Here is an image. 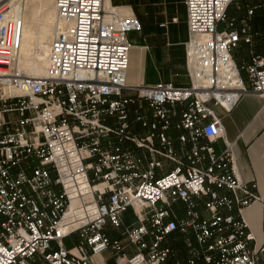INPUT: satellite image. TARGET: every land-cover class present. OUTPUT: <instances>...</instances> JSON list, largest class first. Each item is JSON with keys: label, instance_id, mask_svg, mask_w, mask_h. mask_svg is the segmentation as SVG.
<instances>
[{"label": "built area", "instance_id": "built-area-1", "mask_svg": "<svg viewBox=\"0 0 264 264\" xmlns=\"http://www.w3.org/2000/svg\"><path fill=\"white\" fill-rule=\"evenodd\" d=\"M12 1L0 0V264H97L107 251L116 264H165L175 233L188 264H264V242L242 217L264 195L238 178L231 145L218 154L199 143L223 137L215 107L229 113L247 93L264 97L255 7L237 19L228 11L238 0H183L190 85L134 86L136 16L105 0H54L59 29L35 78L17 66L25 23ZM241 43L250 55L239 65Z\"/></svg>", "mask_w": 264, "mask_h": 264}, {"label": "crops", "instance_id": "crops-1", "mask_svg": "<svg viewBox=\"0 0 264 264\" xmlns=\"http://www.w3.org/2000/svg\"><path fill=\"white\" fill-rule=\"evenodd\" d=\"M245 6L240 4L238 14L228 11L230 18L241 19L245 16L247 6L255 7L256 13L260 6L245 0ZM121 8L125 14L136 16L142 23V31H132L128 34L131 44L129 54V68L127 82L129 85L152 86L159 82L172 81L176 86L190 85V76L187 68L186 43L189 40L187 23V10L183 0H107V7ZM256 13L251 24L256 29H264V26H256ZM225 28L224 24H221ZM223 28V29H224ZM255 50L264 54V44L261 40L256 43ZM250 48L241 43L234 52V58L239 65L249 60ZM246 79V73L243 72ZM215 113L221 118L224 127L223 137L215 142L208 139H200V145H212L216 152L222 153L226 145L232 146L234 167L238 178L245 184H257V193L264 195V97L255 94H245L236 107L226 113L219 107L214 108ZM178 120L175 119V122ZM143 134L146 131H142ZM182 131L172 127L169 135L175 140L178 148V137ZM141 151H139L140 153ZM207 158V155L204 154ZM167 170L174 165L163 161ZM208 164V159L205 161ZM179 217H184V207L181 203L174 206ZM129 211V210H128ZM127 211V212H128ZM127 212L124 214L126 221ZM133 216V213H132ZM134 217V216H133ZM242 217L255 233L258 244L264 242V205L257 202L247 207L242 212ZM174 239H180L184 246L185 258L188 260V249L181 233H175ZM126 244L123 237L120 238ZM168 240V245H169ZM127 252H133L127 246ZM172 249V255H174ZM170 256V257H171ZM110 260H99L97 264H116L109 252ZM186 260V262H187ZM188 264V263H187Z\"/></svg>", "mask_w": 264, "mask_h": 264}, {"label": "rangeland", "instance_id": "rangeland-1", "mask_svg": "<svg viewBox=\"0 0 264 264\" xmlns=\"http://www.w3.org/2000/svg\"><path fill=\"white\" fill-rule=\"evenodd\" d=\"M238 4L245 6V0H238ZM237 3H235L231 9L234 15L238 14ZM249 3L260 6L259 10L264 8V0H249ZM17 4V3H16ZM257 10V12L259 11ZM17 11L24 12L25 19V43L21 58L19 61L20 67L28 74L32 75H44L46 67L48 65V50L53 37L56 34L55 23V4L54 0H29L24 2L23 0L17 5ZM263 11V10H262ZM262 15V13H260ZM263 16V15H262ZM220 26V29H223ZM13 115H7V119L10 120ZM135 221L132 216V211L129 209L126 216V224L131 225ZM107 232L111 238L122 237L121 231L116 230L108 226ZM78 242V236L74 235L64 241L67 247L76 245ZM182 249H175L172 260L168 264H187L185 256L182 255ZM109 251L99 256V260H110L108 258Z\"/></svg>", "mask_w": 264, "mask_h": 264}, {"label": "bare ground", "instance_id": "bare-ground-1", "mask_svg": "<svg viewBox=\"0 0 264 264\" xmlns=\"http://www.w3.org/2000/svg\"><path fill=\"white\" fill-rule=\"evenodd\" d=\"M20 1L21 0H13L12 1V6H14V5H18L19 3H20ZM24 2H27V1H29V0H23ZM17 3V4H16ZM54 4H55V2H54ZM15 6V7H16ZM105 6L107 7V0H105ZM16 10V9H15ZM22 14V17H23V19H24V12H22L21 13ZM24 23H25V19H24ZM55 23H56V33H57V31H58V29H59V21H58V16H57V10H56V7H55ZM25 26H24V34H23V45H22V48H21V51H20V53H19V57H18V60H17V66H18V68L22 71V72H25L27 75H30V76H33V77H35V78H40V77H43L44 75H45V73H46V71H44L45 73H44V75H32V74H28L25 70H23L21 67H20V65H19V61H20V58H21V54H22V52H25L26 50L25 49H23V46H24V43H25V39L27 40V38H25ZM56 35V34H55ZM54 38V37H53ZM53 40V39H52ZM28 41V40H27ZM51 43H52V41H51ZM51 43H50V46H51ZM49 50H50V47H49ZM49 50H48V55H49ZM47 67H48V65H47ZM47 67H46V69H47Z\"/></svg>", "mask_w": 264, "mask_h": 264}, {"label": "trees", "instance_id": "trees-1", "mask_svg": "<svg viewBox=\"0 0 264 264\" xmlns=\"http://www.w3.org/2000/svg\"><path fill=\"white\" fill-rule=\"evenodd\" d=\"M260 9V8H259ZM258 9V10H259ZM263 10V11H262ZM262 10H259L257 13H256V23H255V25L256 26H264V8L262 9ZM260 13H262V15L260 14ZM172 237H174V236H172ZM170 240L171 241H169V246L175 251V249L176 250H178V249H182V251H183V254H184V246H183V243H182V241L178 238V239H174V238H170ZM182 254V255H183ZM183 256H185V254L183 255ZM172 258V256L168 259V261L165 263V264H168V263H170V261L173 259H171ZM171 259V260H170Z\"/></svg>", "mask_w": 264, "mask_h": 264}]
</instances>
